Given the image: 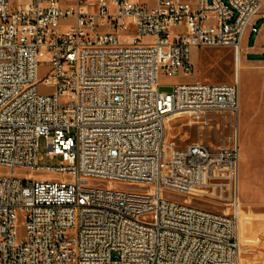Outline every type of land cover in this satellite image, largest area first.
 I'll return each instance as SVG.
<instances>
[{
	"label": "built area",
	"instance_id": "1",
	"mask_svg": "<svg viewBox=\"0 0 264 264\" xmlns=\"http://www.w3.org/2000/svg\"><path fill=\"white\" fill-rule=\"evenodd\" d=\"M262 29L264 0H0V264H240L238 131L168 135L179 114L238 126L239 81L159 77L193 75L194 48L240 64Z\"/></svg>",
	"mask_w": 264,
	"mask_h": 264
},
{
	"label": "rangeland",
	"instance_id": "2",
	"mask_svg": "<svg viewBox=\"0 0 264 264\" xmlns=\"http://www.w3.org/2000/svg\"><path fill=\"white\" fill-rule=\"evenodd\" d=\"M261 25V22L258 26ZM70 24L62 22L61 30H67ZM264 29L249 37L248 33L242 42L243 55L241 66V80L237 76V61L230 48H194L192 61L195 64V73L185 77L161 73L159 84L161 91L172 93L174 85L181 82L201 80L214 83L240 82L241 111L239 125L231 120L221 122L220 126L201 128L198 120L190 114H179L168 124L169 138L184 146L199 140L209 141L220 145L236 130L240 142L239 165V198L241 211L239 217V233L241 243V264H264V60L251 62L258 57L250 55L248 50L252 46H263ZM50 72L47 63H41L39 75L46 76ZM48 90L41 87L40 92ZM42 151H45L42 143ZM60 159H48L43 165H57ZM9 170L0 168V174H8ZM15 174L26 178L52 177L58 175L42 172H32L17 169ZM126 188V187H125ZM173 198H180L177 194ZM193 204L221 211L206 202L193 200ZM24 217L19 219V233L22 237L26 229L23 226Z\"/></svg>",
	"mask_w": 264,
	"mask_h": 264
},
{
	"label": "crops",
	"instance_id": "3",
	"mask_svg": "<svg viewBox=\"0 0 264 264\" xmlns=\"http://www.w3.org/2000/svg\"><path fill=\"white\" fill-rule=\"evenodd\" d=\"M248 53L250 55L258 57L257 59H255L254 61H251V62H258V61L264 60L263 59L264 58V38H263V46H261V47L252 46L251 50H248ZM241 66L242 65H240V68H241ZM240 204H241V201H240ZM240 211H241V208H240ZM240 264H241V250H240Z\"/></svg>",
	"mask_w": 264,
	"mask_h": 264
},
{
	"label": "bare ground",
	"instance_id": "4",
	"mask_svg": "<svg viewBox=\"0 0 264 264\" xmlns=\"http://www.w3.org/2000/svg\"><path fill=\"white\" fill-rule=\"evenodd\" d=\"M237 76L241 80V68H240V64L239 63L237 64ZM239 244H240V249H241L240 233H239Z\"/></svg>",
	"mask_w": 264,
	"mask_h": 264
},
{
	"label": "trees",
	"instance_id": "5",
	"mask_svg": "<svg viewBox=\"0 0 264 264\" xmlns=\"http://www.w3.org/2000/svg\"><path fill=\"white\" fill-rule=\"evenodd\" d=\"M264 59V58H263Z\"/></svg>",
	"mask_w": 264,
	"mask_h": 264
}]
</instances>
